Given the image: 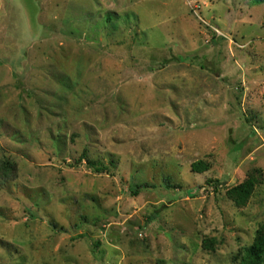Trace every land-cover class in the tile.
<instances>
[{"label": "rangeland", "instance_id": "374dc122", "mask_svg": "<svg viewBox=\"0 0 264 264\" xmlns=\"http://www.w3.org/2000/svg\"><path fill=\"white\" fill-rule=\"evenodd\" d=\"M3 163L0 264H240L264 226V2L0 0Z\"/></svg>", "mask_w": 264, "mask_h": 264}, {"label": "trees", "instance_id": "16d2710c", "mask_svg": "<svg viewBox=\"0 0 264 264\" xmlns=\"http://www.w3.org/2000/svg\"><path fill=\"white\" fill-rule=\"evenodd\" d=\"M253 2L255 4H261L264 2V0H253ZM82 160H85L87 165L97 172L106 170V168H104V166L99 162L89 160V158L86 157L85 152H83L81 158L79 159V161ZM7 163H3L0 165V172H2L1 174L5 173L6 175V173L10 169H13L14 166H8L9 164ZM208 168L209 165L200 160L193 162L190 165L191 172L197 174L204 173L208 170ZM261 175V170L252 171L250 174H248L245 180L231 188L226 189L225 193L227 197L235 204V206L244 207L251 198L254 189L257 187V185L261 184L262 179L261 177L260 179L258 178ZM165 182L166 185H168V181L165 180ZM211 183H213L211 180L207 182L208 185H210ZM139 189L140 187L136 186V188L132 190V193L134 195H137ZM211 241L212 240H205L202 247L204 249L212 250L213 242ZM241 249L242 250H239L238 254V256L240 257V264H264V226L255 231V236L252 240V243L249 246Z\"/></svg>", "mask_w": 264, "mask_h": 264}]
</instances>
